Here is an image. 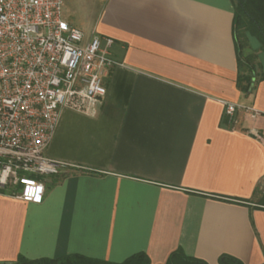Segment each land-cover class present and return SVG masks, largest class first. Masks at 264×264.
<instances>
[{
    "label": "crops",
    "instance_id": "obj_1",
    "mask_svg": "<svg viewBox=\"0 0 264 264\" xmlns=\"http://www.w3.org/2000/svg\"><path fill=\"white\" fill-rule=\"evenodd\" d=\"M232 0H67L63 18L114 39L120 64L94 114L64 108L45 154L44 200L0 192V261L171 252L264 263V80L237 85ZM69 15L65 16V12ZM245 54L264 72V49ZM242 106L228 124L224 102ZM257 111L253 117L251 111Z\"/></svg>",
    "mask_w": 264,
    "mask_h": 264
},
{
    "label": "built area",
    "instance_id": "obj_2",
    "mask_svg": "<svg viewBox=\"0 0 264 264\" xmlns=\"http://www.w3.org/2000/svg\"><path fill=\"white\" fill-rule=\"evenodd\" d=\"M66 1L0 0V192L31 203L44 200L42 177L67 165L45 154L62 110L94 114L120 64L112 37L86 40L63 18ZM224 105L235 124L242 106Z\"/></svg>",
    "mask_w": 264,
    "mask_h": 264
},
{
    "label": "trees",
    "instance_id": "obj_3",
    "mask_svg": "<svg viewBox=\"0 0 264 264\" xmlns=\"http://www.w3.org/2000/svg\"><path fill=\"white\" fill-rule=\"evenodd\" d=\"M232 2L235 9L233 28L237 44V85L245 94H251L257 84L264 80V72L259 70L253 55L245 54L244 48L248 44V35H251L259 40L261 48L264 49V0H232ZM257 207L264 208V193L257 201ZM219 263L244 264L241 259L228 253L219 256ZM0 264H151V259L144 251L134 253L121 262L100 260L75 253L39 259H27L20 256L15 262L0 261ZM162 264H208V262L189 256L181 248H178L171 252L166 262Z\"/></svg>",
    "mask_w": 264,
    "mask_h": 264
},
{
    "label": "rangeland",
    "instance_id": "obj_4",
    "mask_svg": "<svg viewBox=\"0 0 264 264\" xmlns=\"http://www.w3.org/2000/svg\"><path fill=\"white\" fill-rule=\"evenodd\" d=\"M67 15H69V11H66V12H65V16H67ZM86 39H87V36H86ZM242 39H243V38H242ZM263 193H264V192H263ZM263 193H262V194H259V196L257 197V201L261 199Z\"/></svg>",
    "mask_w": 264,
    "mask_h": 264
}]
</instances>
